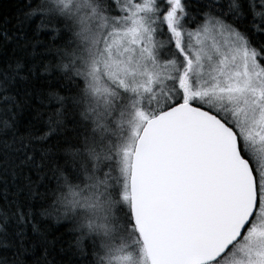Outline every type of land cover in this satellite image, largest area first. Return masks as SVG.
I'll return each mask as SVG.
<instances>
[{
	"label": "snow or ice",
	"instance_id": "obj_1",
	"mask_svg": "<svg viewBox=\"0 0 264 264\" xmlns=\"http://www.w3.org/2000/svg\"><path fill=\"white\" fill-rule=\"evenodd\" d=\"M0 264H264V0H0Z\"/></svg>",
	"mask_w": 264,
	"mask_h": 264
},
{
	"label": "trees",
	"instance_id": "obj_2",
	"mask_svg": "<svg viewBox=\"0 0 264 264\" xmlns=\"http://www.w3.org/2000/svg\"><path fill=\"white\" fill-rule=\"evenodd\" d=\"M4 5L9 6V0H4Z\"/></svg>",
	"mask_w": 264,
	"mask_h": 264
}]
</instances>
